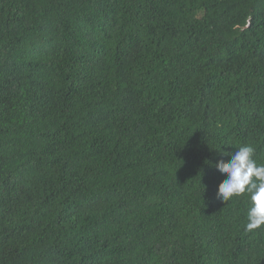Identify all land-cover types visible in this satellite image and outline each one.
I'll list each match as a JSON object with an SVG mask.
<instances>
[{"label":"trees","instance_id":"trees-1","mask_svg":"<svg viewBox=\"0 0 264 264\" xmlns=\"http://www.w3.org/2000/svg\"><path fill=\"white\" fill-rule=\"evenodd\" d=\"M264 0H0V264H264Z\"/></svg>","mask_w":264,"mask_h":264},{"label":"clouds","instance_id":"clouds-1","mask_svg":"<svg viewBox=\"0 0 264 264\" xmlns=\"http://www.w3.org/2000/svg\"><path fill=\"white\" fill-rule=\"evenodd\" d=\"M252 145L239 147L227 162L221 160L214 167L226 178L219 184L216 198L227 202L233 197L248 196L246 232L264 227V164L254 159Z\"/></svg>","mask_w":264,"mask_h":264}]
</instances>
